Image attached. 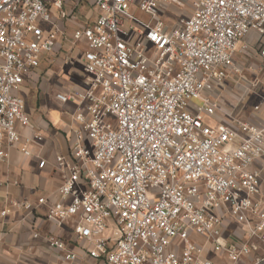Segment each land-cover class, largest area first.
I'll use <instances>...</instances> for the list:
<instances>
[{
    "label": "built area",
    "instance_id": "1",
    "mask_svg": "<svg viewBox=\"0 0 264 264\" xmlns=\"http://www.w3.org/2000/svg\"><path fill=\"white\" fill-rule=\"evenodd\" d=\"M64 20L87 77L56 95L75 126L48 219L98 264H264V0H0V161L34 128L20 93Z\"/></svg>",
    "mask_w": 264,
    "mask_h": 264
},
{
    "label": "crops",
    "instance_id": "2",
    "mask_svg": "<svg viewBox=\"0 0 264 264\" xmlns=\"http://www.w3.org/2000/svg\"><path fill=\"white\" fill-rule=\"evenodd\" d=\"M78 14L80 22L85 18L94 20L97 15L94 10ZM61 25L63 49L55 57L44 56L40 67L26 78L20 93L34 128H19L21 145L6 147L8 158L0 161V208L10 210L7 218L0 219V264H98L82 250L70 222L59 225L48 219L54 196L64 181L55 160L69 154V128L75 126L74 105L62 104L56 95L83 88L87 77L81 48L71 43L76 24L64 20ZM71 61L74 63L70 64ZM33 89L39 90V96H35ZM37 134L43 139L31 143L28 148L31 155L26 156L22 145ZM41 161L46 162L44 168L39 167ZM42 197L49 198L48 204L32 211L14 206L17 202L36 205ZM52 234L78 256L76 262H65L62 254L49 245L47 237Z\"/></svg>",
    "mask_w": 264,
    "mask_h": 264
},
{
    "label": "rangeland",
    "instance_id": "3",
    "mask_svg": "<svg viewBox=\"0 0 264 264\" xmlns=\"http://www.w3.org/2000/svg\"><path fill=\"white\" fill-rule=\"evenodd\" d=\"M186 12L189 13V10H186ZM86 13H87V12H86ZM134 14H135V16H137V17H139V18H141V19H148V17H147L146 15H144L143 13H141V12H139V11H136ZM75 15H76L75 17H78V15H79L78 12H77ZM172 18H173V20H176V19H177L176 16H173ZM164 19L167 20V21H169V20H170V15H165V14H164ZM173 20H172V21H173ZM25 85H26V83H25ZM33 90H34V92L37 93L35 96H39V94H38V93H39V90H38V89H33ZM32 96H33V95L31 94V98H32ZM30 100H31V99H30ZM26 109H27V108H26ZM213 124H214V122L212 121V122H211V125H213Z\"/></svg>",
    "mask_w": 264,
    "mask_h": 264
}]
</instances>
